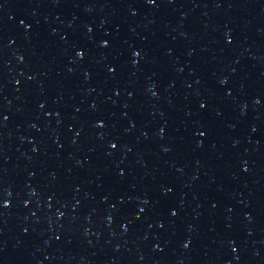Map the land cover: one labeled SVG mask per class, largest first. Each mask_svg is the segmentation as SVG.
Here are the masks:
<instances>
[{
	"label": "water",
	"instance_id": "95a60500",
	"mask_svg": "<svg viewBox=\"0 0 264 264\" xmlns=\"http://www.w3.org/2000/svg\"><path fill=\"white\" fill-rule=\"evenodd\" d=\"M0 264H264V0H0Z\"/></svg>",
	"mask_w": 264,
	"mask_h": 264
}]
</instances>
